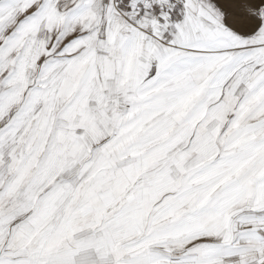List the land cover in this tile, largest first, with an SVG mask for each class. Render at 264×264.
<instances>
[{
  "label": "snow or ice",
  "instance_id": "6c2138e0",
  "mask_svg": "<svg viewBox=\"0 0 264 264\" xmlns=\"http://www.w3.org/2000/svg\"><path fill=\"white\" fill-rule=\"evenodd\" d=\"M0 264H264V0H0Z\"/></svg>",
  "mask_w": 264,
  "mask_h": 264
}]
</instances>
